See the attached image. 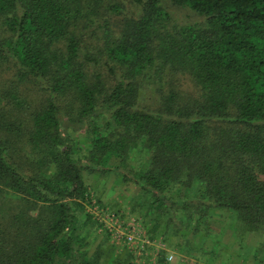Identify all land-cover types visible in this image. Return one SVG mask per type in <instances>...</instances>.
Instances as JSON below:
<instances>
[{
  "label": "trees",
  "instance_id": "16d2710c",
  "mask_svg": "<svg viewBox=\"0 0 264 264\" xmlns=\"http://www.w3.org/2000/svg\"><path fill=\"white\" fill-rule=\"evenodd\" d=\"M0 72V264H133L86 171L180 259L264 264V0H0Z\"/></svg>",
  "mask_w": 264,
  "mask_h": 264
},
{
  "label": "rangeland",
  "instance_id": "374dc122",
  "mask_svg": "<svg viewBox=\"0 0 264 264\" xmlns=\"http://www.w3.org/2000/svg\"><path fill=\"white\" fill-rule=\"evenodd\" d=\"M171 10L173 11V16L177 19H179V22H194L197 20V16L194 15L191 11H189L186 8H178V7H171ZM9 72H0V87L4 88L6 86L5 81L8 79ZM12 74V73H11ZM4 104V103H3ZM82 139L83 137L80 136ZM83 140V139H82ZM84 177L90 186V191L92 192L93 198L95 199H101L102 205L105 210L111 213H116L117 215L121 216L123 219L127 220H134V219H140L139 221L144 225L143 219L140 217L139 212L132 211V202L134 198L136 199V186H126L123 185L120 178L116 176L115 174H111L105 177L96 176L94 174H90L89 172H84ZM96 204V203H95ZM102 232V231H100ZM227 233V231H226ZM224 240H227L228 234H225ZM102 235L94 234L92 232V235L90 237V241H92V246H89L90 251L94 248L95 245L101 240ZM112 239V238H111ZM116 251L117 253H122L125 247L118 246L116 243ZM249 248L252 249L251 246L247 245ZM125 251V250H124ZM240 253H244L246 256L249 255L250 250L247 249V247L240 250ZM132 256V263L133 264H156L152 261L150 257H145V262L143 263L141 260H139L137 257ZM209 256H207L208 258ZM227 257V256H226ZM207 258H202L197 260L196 258H188L184 257V259H180L179 255L174 252V259L170 264H240L239 259L235 256V254H232L229 259L225 260V256L223 259L216 260V262H210L207 261ZM209 259V258H208ZM206 260V261H205ZM224 261V262H223Z\"/></svg>",
  "mask_w": 264,
  "mask_h": 264
},
{
  "label": "built area",
  "instance_id": "2783aa9c",
  "mask_svg": "<svg viewBox=\"0 0 264 264\" xmlns=\"http://www.w3.org/2000/svg\"><path fill=\"white\" fill-rule=\"evenodd\" d=\"M88 211L95 215V219L102 223L104 230L111 233L112 241L126 249L143 263L145 257H150L157 263L161 251L166 250V260L170 264L174 259V252L167 248L161 238L151 239L146 228L137 220H125L121 216L108 212L98 204L88 206Z\"/></svg>",
  "mask_w": 264,
  "mask_h": 264
}]
</instances>
